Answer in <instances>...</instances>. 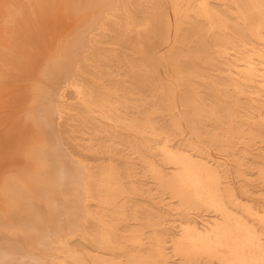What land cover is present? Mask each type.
<instances>
[{"label":"bare ground","instance_id":"bare-ground-1","mask_svg":"<svg viewBox=\"0 0 264 264\" xmlns=\"http://www.w3.org/2000/svg\"><path fill=\"white\" fill-rule=\"evenodd\" d=\"M2 1L0 96L2 93L8 97L14 80H32L22 83L17 92L36 94L42 80L43 18L67 10L72 0H68L66 7L57 4L56 0ZM93 1L97 4L87 11L84 26L78 27L69 38L59 63L65 67V77L75 64L73 70L88 75L79 61L84 64L97 62L98 54L94 49L99 44L98 35L109 32V40L119 46L101 58L103 62L113 61L116 68L106 65L100 89L76 78L78 74L74 71V77L69 75L65 84L53 88L55 95L43 97L46 102L35 112L45 125L41 129L45 134L41 139L44 150L42 188L50 192L65 181L68 184V179L73 177L76 180L71 178L69 185H74L72 189L78 195L83 194L82 198L76 195L83 204L73 205L72 211L67 213L71 230L65 231L58 241L55 239L58 242L55 247L60 246L62 253L55 263L170 264L158 229L165 224L166 215L157 214L151 205L146 208L145 205L118 204L121 180L112 164L94 165L76 157L72 165L69 159L72 154L66 153L67 147L64 151L58 130L67 112L74 111L87 127L96 122L100 131L110 138L125 135L141 157L156 154L158 150L162 161L168 165L167 170L152 166V177L158 184L170 189L180 202L186 204L183 207L205 206L214 212L212 219H204L202 225L192 218L181 222L182 229L176 242L185 263L188 259L206 256L217 259L219 264H264L263 231L246 217H256L264 224V216L235 196L233 186L222 180L216 167L196 159L188 151L173 149L170 145L173 132L161 127L164 125L158 120L159 116L169 115L171 125L183 133L181 120L186 116L175 113V97L177 90H183L185 85L184 66L190 64L215 67L220 61L232 75L236 90L248 94L255 103L264 96V0ZM99 5L106 10L99 11ZM134 5L144 12L140 22L131 11ZM89 27L92 28L87 30ZM160 47L163 49L159 51ZM34 51L38 54L32 67ZM108 57L110 59L105 60ZM217 58L221 59L217 61ZM124 65L129 66L127 75L120 71L119 66ZM159 66L171 68L167 73L173 76L176 85L160 77ZM263 104L264 101L259 106L264 108ZM182 105L186 106L183 102ZM2 119L4 146L1 144L0 176L3 174V179L0 178V182L3 198L0 204L5 207L8 205L7 193H4L8 179V112ZM259 120L264 126V116ZM100 140L103 141V137ZM60 202L63 201L59 200L56 207H46L49 211L54 207L53 211L61 218L65 209H61L63 204ZM44 213L46 217L42 218L49 222L55 217L48 212L42 215ZM62 221V218L58 221L60 226ZM56 228L60 230L59 226ZM19 259L16 264H23L25 260Z\"/></svg>","mask_w":264,"mask_h":264},{"label":"rangeland","instance_id":"rangeland-1","mask_svg":"<svg viewBox=\"0 0 264 264\" xmlns=\"http://www.w3.org/2000/svg\"><path fill=\"white\" fill-rule=\"evenodd\" d=\"M56 2L62 7L68 6L69 3L68 0H56ZM3 4L4 1L0 0V9ZM95 4L97 2L93 0H72L67 10L59 12L54 17L45 15L41 33L40 54L43 64L39 92L36 94L17 92L19 86L23 85L22 83L32 80H14L10 84L12 91L10 90L8 97H4L1 93L0 156L4 146L2 117L6 112L9 116V128L6 133L8 179L4 191L7 193L8 205L4 207L0 204V264H16L17 258H20L19 261L21 258L22 261L25 260V264H50V262L56 264L55 262H58L62 256L60 246L59 248L55 247L58 244L57 241L65 234V231L72 228L67 220V213L72 211L73 205L83 204L79 200L83 194H79V196L78 192L75 193L76 191L72 189L74 185H69L73 177L68 179V184L66 181L63 182L65 186L62 183L61 186L67 187L66 189L59 186L57 189L45 192L42 188L43 166L41 160H43L44 150L41 139L45 134L41 132V129L45 125L35 112H38L46 102L43 99L44 96L56 94L53 88L61 87L65 84L67 77H74L78 74L76 70H73L76 67L75 64L72 66L70 76L67 74L65 77V67L61 66L59 60L64 54L69 38H72L78 27L84 26L87 11ZM131 8L136 21H142L143 10H137L135 5ZM104 10L106 8L99 5V11ZM95 23L93 22V24ZM91 28L89 27L87 30ZM108 37L109 32H100L98 35L99 44L94 50L98 54L97 60L100 61L92 64H84L79 61L80 66L89 74L75 76L87 84L97 86L98 89L104 79L106 65L116 68L113 66V61L103 62L104 60L102 61L101 58L111 54L110 49H117L119 46L118 43L111 42ZM160 49L163 48L160 47L158 50L160 51ZM127 52L130 51L127 50ZM37 54L34 51L31 56L33 58L32 67L36 63ZM107 59L110 58L105 60ZM217 59L219 61L221 58ZM219 62H216L215 67L205 64L184 66L187 74L185 85L183 90H177L175 97L177 103L175 113L186 116L181 120L183 133L178 132L176 127L171 125L169 115L165 118L159 116L158 120L164 125L161 127L173 132L170 141L173 149L188 151L196 159L216 167L222 175V180L233 186L235 196L249 204L258 215L264 216V126L259 120L260 116H264V108L259 106L264 101V96L259 97L255 103L251 101L248 94H242L236 90L233 86L232 75ZM119 67L123 75L128 74L129 66ZM158 69L160 77L164 78L165 82L176 85L173 76L169 75L171 68L159 66ZM74 71L76 74H73ZM202 76L203 78H201ZM72 99V97L69 98V101L72 102ZM182 102L186 106H183ZM252 105L255 108L251 109ZM255 105L257 108L259 107L258 110ZM88 126L75 115L74 111L67 112L66 119L58 130L64 151L67 147L66 153L72 154L70 158L67 155V158L72 163L78 157L94 165L112 164L115 171H118L117 174L121 180L119 185L121 196L118 204L145 205L146 208L151 205L157 214L166 215L165 224L158 226V229L163 240L161 243L166 247L168 253V263L219 264L217 259H210L206 256H197L188 259L189 261L187 260L185 263V259L177 250L176 238L181 233V222L192 218L197 221L198 225H202L204 219H212L214 212L205 206L194 209L183 207L182 205L186 204L180 202L170 189L158 184L152 177V166L168 169V165L162 161L160 152L157 150L156 154L141 157L139 153H135L132 142L125 135H112L110 138L109 135L106 136L105 132L100 131V126L96 125V122ZM101 137H103V141L100 140ZM1 144L3 145L2 149ZM1 172L0 161V174ZM0 178L3 179V174ZM1 185L0 182V200L3 198ZM74 197L75 199H73ZM76 199H78L77 202ZM59 200L63 201V205L60 202L61 209H65L63 211L65 214L61 217L63 220L61 226L58 222L61 218L53 211L54 207L50 208V211L46 207V205L56 207L57 204L59 205ZM91 204L97 205L95 202ZM43 212L53 214L55 217L49 218L50 221L56 220V224L53 220L51 222L47 219L44 220L46 216L45 213L42 215ZM246 217L253 221L259 230L263 231L262 241L264 243V224L256 217L249 215ZM55 226H59L61 232ZM51 241L55 244L53 245ZM47 252L51 253L47 254Z\"/></svg>","mask_w":264,"mask_h":264}]
</instances>
